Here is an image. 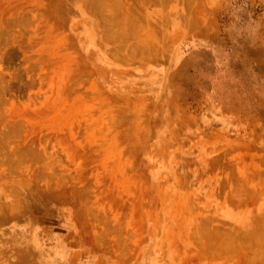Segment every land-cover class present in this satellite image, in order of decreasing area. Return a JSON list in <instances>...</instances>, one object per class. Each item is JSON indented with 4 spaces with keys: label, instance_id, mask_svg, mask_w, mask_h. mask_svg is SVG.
I'll return each instance as SVG.
<instances>
[{
    "label": "rangeland",
    "instance_id": "obj_1",
    "mask_svg": "<svg viewBox=\"0 0 264 264\" xmlns=\"http://www.w3.org/2000/svg\"><path fill=\"white\" fill-rule=\"evenodd\" d=\"M0 264H264V0H0Z\"/></svg>",
    "mask_w": 264,
    "mask_h": 264
}]
</instances>
